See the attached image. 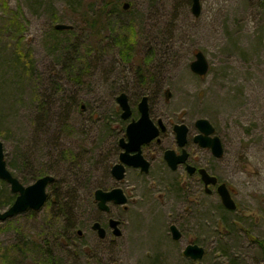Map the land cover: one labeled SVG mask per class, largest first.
Returning a JSON list of instances; mask_svg holds the SVG:
<instances>
[{
	"label": "rangeland",
	"instance_id": "374dc122",
	"mask_svg": "<svg viewBox=\"0 0 264 264\" xmlns=\"http://www.w3.org/2000/svg\"><path fill=\"white\" fill-rule=\"evenodd\" d=\"M200 1L195 16L192 0H123L130 7L111 13L112 35L97 44L76 82L62 52L74 43L68 47L64 34L51 37L57 23L71 24L81 45L92 44L77 0H0V140L7 166L25 185L51 174L56 185L66 182L78 194L70 220L47 204L55 198L50 184L40 210L2 222L0 264H43L47 253L55 264H264L257 242L264 240V0ZM18 8L25 23L20 47L32 58L30 68L18 59V41L4 25L6 12ZM122 33L134 39L129 62L114 42ZM199 50L210 65L204 76L190 69ZM140 67L145 77L137 75ZM121 92L129 95L136 118L137 103L149 95L151 117L161 118L167 131L161 142L144 147L149 173L128 168L117 180L111 168L131 120L121 118ZM198 118L214 125L222 157L193 142ZM176 123L187 124L193 159L228 184L236 210L222 205L216 187L207 194L197 176L166 165L164 150L177 148ZM62 150L74 159L59 161ZM114 187L123 188L128 202H110L104 212L95 190ZM13 195L0 178V211ZM110 218L120 221L121 236L113 234ZM66 220L76 224L74 230L66 229ZM95 221L106 229L104 238L92 228ZM171 224L181 238L173 239ZM19 240L41 244L39 253L25 247L18 256L12 248ZM190 243L205 249L202 259L184 255Z\"/></svg>",
	"mask_w": 264,
	"mask_h": 264
},
{
	"label": "water",
	"instance_id": "95a60500",
	"mask_svg": "<svg viewBox=\"0 0 264 264\" xmlns=\"http://www.w3.org/2000/svg\"><path fill=\"white\" fill-rule=\"evenodd\" d=\"M130 4L124 2L123 9H128ZM191 10L195 16L201 13L202 6L200 0H192ZM57 30H69L73 28L71 24L57 23L55 25ZM209 61L203 51L199 50L195 53L194 60L190 63V69L199 76H204L209 70ZM116 101L121 108L122 119H128L132 114V109L129 103V98L126 92H121ZM138 110L140 116L138 119L132 121L126 127V137L120 139V146L124 149L120 154V161L112 167L113 176L121 180L125 175L124 163L132 166H141L143 171L149 170V162L142 156L141 146L143 143H149L154 138L158 137L161 131L166 130V125L162 119H158L156 124L150 117L149 98L147 95L142 96L138 103ZM195 125L200 130V133L194 137V141L199 143L202 147H209L216 157H222L224 154V145L222 139L218 135H214L215 127L207 118H198ZM176 132L177 143L183 147L187 142V135L189 128L185 123H177L174 125ZM133 152V154H131ZM188 154L184 150L181 155H177L174 150L169 149L165 152V158L169 166L175 170L178 165L185 163ZM187 170L190 173L196 171V167L187 165ZM199 172L204 181L205 192L210 194L211 185H216L218 178L211 175L205 168H200ZM0 178L10 185V189L16 194L13 203L3 211H0V224L16 215L27 212L29 210H40L48 199L47 187L55 180L51 174H46L38 177L33 183L23 184L8 168L5 159L4 144L0 140ZM217 191L220 195L221 202L226 209L236 210L237 203L234 200L230 189L225 182L217 186ZM94 198L97 202L98 208L104 212L110 211V202L116 205H126L128 197L122 187H114L110 190L97 188L94 193ZM120 221L115 218L109 219V226L116 236H121L122 230L119 227ZM92 228L96 230L100 237L106 236V229L99 221H95ZM170 231L173 239L181 238L182 233L175 224L170 225ZM78 234L82 231L78 229ZM205 254V249L197 243H190L184 249V255L190 257L192 260L202 259Z\"/></svg>",
	"mask_w": 264,
	"mask_h": 264
},
{
	"label": "trees",
	"instance_id": "16d2710c",
	"mask_svg": "<svg viewBox=\"0 0 264 264\" xmlns=\"http://www.w3.org/2000/svg\"><path fill=\"white\" fill-rule=\"evenodd\" d=\"M98 1V6H94L95 2L93 0H90L86 3V7H83L80 5L82 0H77V3L80 8H82V20L85 23L86 29H88L89 32V39L92 42V44H86V45H81V42L78 41V35L75 32V28L73 27L72 29L69 30H57L55 28H52V39H57L58 35L64 34L66 35L64 41L66 43H69L68 47L71 46L74 43L73 49H63L62 52H66V58H67V63L65 67L67 69H71L70 72H73L74 81H79L81 78V74L83 72H87V67L88 63L87 60L90 58L91 52L96 49L98 46L97 44L100 41L106 40L109 35H112V29L109 26L110 22L109 20L111 19V13H113L115 10H121L123 8V0H97ZM96 1V2H97ZM4 8L6 11L9 10L8 4L4 3L3 4ZM6 18V22L4 25L8 28L5 27L8 32H10L11 36L15 37L17 42V56L18 59L24 63L28 62L29 65L28 67H31V61L32 58L28 54V52H24L23 49L20 47L21 41H22V33L25 30V23H24V16L23 12L20 8L17 10H11L8 13ZM57 19V18H54ZM133 38L129 35V33H122V34H117L114 35V42L115 44L119 47L120 54L122 56V59L126 62H129L131 60V50L133 49V44H131ZM78 41V42H77ZM67 47V44H66ZM70 50V52L68 51ZM63 54V53H61ZM85 64V65H84ZM33 67V65H32ZM72 75V76H73ZM137 75L139 77H145L146 73L140 67V69H137ZM139 86H144L143 83H139ZM137 85V86H138ZM123 89V88H122ZM125 91L129 92V89H123ZM142 93H144L143 89H141ZM149 96V95H148ZM118 111V110H116ZM118 115V114H117ZM119 116V115H118ZM64 128H69V122L66 121L63 123ZM72 151L70 150H62L60 155H59V161H72L74 157L70 156L72 155ZM24 165H27L26 162H24ZM5 182V181H4ZM51 185L54 187V193H55V198L49 197L48 199V205L57 206V216H63L65 219L70 220L69 218L76 212V207H77V200H78V194L75 189L66 186V182H60L59 185H56V178L55 180L51 183ZM16 196H12L8 198L5 201H2L3 203H10L12 204L13 201L15 200ZM67 221L66 229L69 230V228H74L76 227L75 223L70 224ZM78 233V231H77ZM250 236V235H249ZM259 244L263 247L264 249V240H258ZM41 245V244H40ZM40 245L36 241H20L17 243V245L12 248V250H16L17 255L19 256L21 252L24 250L25 247L29 248L35 255L39 253L38 250ZM38 249V250H37ZM264 252V250H263ZM25 256V255H24ZM55 259L54 257L47 253L45 254V260L42 262L43 264H55ZM5 264H8L7 262L4 261Z\"/></svg>",
	"mask_w": 264,
	"mask_h": 264
},
{
	"label": "flooded vegetation",
	"instance_id": "af4514ba",
	"mask_svg": "<svg viewBox=\"0 0 264 264\" xmlns=\"http://www.w3.org/2000/svg\"><path fill=\"white\" fill-rule=\"evenodd\" d=\"M128 95V94H127ZM148 96V95H147ZM128 98H129V95H128ZM142 98V97H141ZM148 98H149V96H148ZM141 100V99H140ZM129 103H130V99H129ZM139 103V102H138ZM138 103H137V106H136V109H135V111L138 113V115L140 116V113H139V110H138ZM130 106H131V103H130ZM149 108H150V103H149ZM131 109H132V106H131ZM139 116L136 118V117H133V109H132V114H131V116L128 118V119H131L130 121H129V123L132 121V119H138L139 118ZM150 117H151V112H150ZM122 118V117H121ZM128 119H123V120H128ZM151 119L153 120V118L151 117ZM159 119H161V118H159ZM154 121V120H153ZM155 122V121H154ZM164 122V121H163ZM128 123V124H129ZM156 124L158 123V120L155 122ZM127 124V125H128ZM164 124H165V122H164ZM177 124V123H176ZM166 125V124H165ZM175 125V124H174ZM174 125H173V131H174V133H175V140H176V144H177V148H167V149H165L164 150V152H163V160L165 161V163H166V165L171 169V170H173L170 166H169V164H168V162H167V160H166V158H165V152L167 151V150H169V149H172V150H174L175 151V153L177 154V155H181L182 153H183V151L185 150L186 152H187V154H188V157H187V160H186V162L185 163H181V164H179L178 165V167H177V169H175V170H173V171H176V170H178L180 167H183L184 168V170L186 171V173H187V175H188V177H193V176H197L198 178H199V181L203 184V187H204V192H205V185H204V181H203V179H202V177H201V174H200V172H199V169L200 168H205L211 175H215V174H212L205 166H203V165H201V164H198V162H196L194 159H193V154H192V152H190L189 151V149L187 148L188 147V141H189V132H188V135H187V142H186V144L183 146V147H180L179 145H178V143H177V139H176V132H175V130H174ZM187 125V124H186ZM127 127V126H126ZM197 127V126H196ZM189 128V127H188ZM198 128V127H197ZM199 130V129H198ZM167 131V125H166V130L165 131H161L160 132V134L158 135V137H156V138H154L152 141H150L149 143H143L142 144V146H141V151H142V156L144 157V159L147 161V162H149V170L146 172V171H143L142 170V167L141 166H138V167H136V166H132V165H128V164H126V163H124V166H125V175H124V177H123V179L125 178V176H126V173H127V169L128 168H134V169H137V170H139L141 173H149V171H150V169H151V160L148 158V155L144 152V147L146 146V145H148V144H150L151 142H153V141H156V142H161V134H163V133H165ZM200 133V130H199V132L197 133V134H199ZM197 134H195L194 135V137L197 135ZM214 135H215V133H214ZM123 137H125L126 139H127V137H126V134H125V136H123ZM194 137H193V142L194 143H196V144H198L200 147H202L199 143H197V142H195L194 141ZM122 138V137H121ZM120 138V139H121ZM120 139H119V142H120ZM119 145H120V143H119ZM121 147V146H120ZM122 148V147H121ZM202 148H208V149H210L211 150V148H209V147H202ZM124 151V149L122 148V150L119 152V156H118V161L116 162V163H119V162H121L120 161V154H121V152H123ZM211 152H212V150H211ZM131 154H133V152H131ZM213 154V153H212ZM213 156H214V154H213ZM214 157H216V156H214ZM216 158H220V157H216ZM116 163H114V164H116ZM113 164V165H114ZM192 165V166H194V167H196V171L195 172H193V173H190L188 170H187V165ZM113 167V166H112ZM111 174H112V168H111ZM112 176H113V174H112ZM215 176H217V175H215ZM114 177V176H113ZM115 178V177H114ZM217 178H218V183L216 184V185H211L210 186V188L212 189V192H213V187H216V191H217V186L220 184V183H222V182H224V181H222V180H220L219 179V177L217 176ZM116 179V178H115ZM123 179H121V180H123ZM118 180V179H117ZM226 183V182H225ZM227 184V183H226ZM227 186H228V184H227ZM228 188L230 189V191H231V188L228 186ZM211 192V193H212ZM126 193V192H125ZM210 193V194H211ZM217 193H218V191H217ZM219 194V193H218ZM231 194H232V191H231ZM126 195H127V193H126ZM220 196V195H219ZM233 196V195H232ZM127 197H128V195H127ZM221 199V198H220ZM223 205V204H222ZM126 206V205H125Z\"/></svg>",
	"mask_w": 264,
	"mask_h": 264
}]
</instances>
